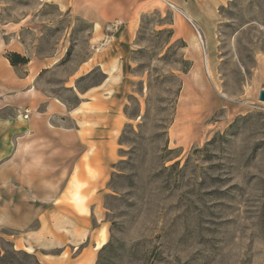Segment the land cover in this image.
Returning <instances> with one entry per match:
<instances>
[{"label":"rangeland","instance_id":"obj_1","mask_svg":"<svg viewBox=\"0 0 264 264\" xmlns=\"http://www.w3.org/2000/svg\"><path fill=\"white\" fill-rule=\"evenodd\" d=\"M148 8L112 68L105 109L94 105L91 123L112 141V158L98 201L81 209L64 192L86 149L61 131L84 123L73 110L105 79L88 64L102 44L89 20L55 5L0 0V36L21 24V54L46 61L38 88L68 109L43 115L46 141L19 154L17 172L0 161V264H65L74 242L94 246V264H264V0H229L197 47L173 5ZM14 102L17 123L45 109ZM28 166L43 177H23Z\"/></svg>","mask_w":264,"mask_h":264},{"label":"crops","instance_id":"obj_2","mask_svg":"<svg viewBox=\"0 0 264 264\" xmlns=\"http://www.w3.org/2000/svg\"><path fill=\"white\" fill-rule=\"evenodd\" d=\"M42 3L52 4L58 7L61 12H67L74 17L89 20L94 26V35L100 41L101 47L94 57H91L88 64L101 67L105 76L102 84L88 89L81 98L87 99L79 103L74 108L76 115L83 114L84 123L75 128H63L62 135L70 136L72 139L65 141L79 148L83 142L85 154L76 158L72 178L73 187L71 192H64L66 203L75 208H90L97 199V189L95 186L104 176L106 165L112 158V141L104 138H97L95 125L91 123L96 100H102L103 107L106 103L108 88L112 83L114 66L119 67L126 61L129 51V44L135 34L136 24L139 17L148 11L149 6H159L162 2H168L176 9V16L179 22L184 23L187 16L193 20L203 31L204 35L213 34L215 22L218 18V9L229 0H37ZM20 23H9L4 35L0 36V161L7 159L10 173L17 172L20 153L32 154V148L43 143V137L49 134V129L45 122L40 121L43 115L51 112L52 115H60L68 111L67 107L54 103L51 98L44 95L37 85V75L45 65V59L30 60L25 65V72L18 73L6 56L7 51L23 53V44L19 41L18 29ZM114 35H110V34ZM110 36V37H107ZM108 38L105 40V38ZM87 64V65H88ZM35 73V74H34ZM25 100L29 104L31 111L32 103L37 106L44 105L45 109L38 111L22 119L17 123L16 119V99ZM22 104V103H21ZM14 110L7 117H1V113ZM13 114V115H11ZM55 129L61 130L55 126ZM1 131H3L1 133ZM58 133V132H57ZM57 140V139H55ZM64 140L62 139L64 144ZM1 148H4L3 150ZM29 156H26V161ZM34 162H40L37 158ZM30 162V163H31ZM74 162V163H75ZM26 174L22 176L43 177V174H36L35 167L28 166ZM12 176V174H9ZM79 180H87L82 185H77ZM97 180V183L95 182ZM105 233V232H104ZM103 232L99 239L105 235ZM97 239L91 241L97 242ZM69 251V260L65 264H94L96 252L94 246L89 244L77 247V242L72 244ZM74 251H73V250ZM56 264H61L57 262Z\"/></svg>","mask_w":264,"mask_h":264},{"label":"trees","instance_id":"obj_3","mask_svg":"<svg viewBox=\"0 0 264 264\" xmlns=\"http://www.w3.org/2000/svg\"><path fill=\"white\" fill-rule=\"evenodd\" d=\"M6 56L14 67H18L20 65L25 66L29 63L28 57L22 55L21 53L15 52V51L7 52Z\"/></svg>","mask_w":264,"mask_h":264},{"label":"bare ground","instance_id":"obj_4","mask_svg":"<svg viewBox=\"0 0 264 264\" xmlns=\"http://www.w3.org/2000/svg\"><path fill=\"white\" fill-rule=\"evenodd\" d=\"M194 46H203L204 40L203 37L196 33V36L193 41ZM205 45V44H204ZM205 47V46H204ZM204 50V49H203ZM208 69V68H207Z\"/></svg>","mask_w":264,"mask_h":264},{"label":"built area","instance_id":"obj_5","mask_svg":"<svg viewBox=\"0 0 264 264\" xmlns=\"http://www.w3.org/2000/svg\"><path fill=\"white\" fill-rule=\"evenodd\" d=\"M186 18L190 21V23L192 24V26H193V28H194V30L196 31L197 34H199L200 36L204 35L202 29L193 20H191L187 16H186Z\"/></svg>","mask_w":264,"mask_h":264},{"label":"water","instance_id":"obj_6","mask_svg":"<svg viewBox=\"0 0 264 264\" xmlns=\"http://www.w3.org/2000/svg\"><path fill=\"white\" fill-rule=\"evenodd\" d=\"M259 99H260L261 101H264V90H261V91H260Z\"/></svg>","mask_w":264,"mask_h":264}]
</instances>
